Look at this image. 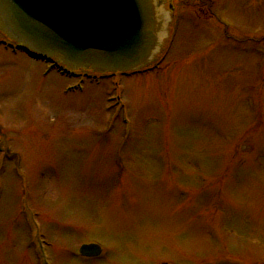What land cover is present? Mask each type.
Here are the masks:
<instances>
[{"label":"rangeland","instance_id":"1","mask_svg":"<svg viewBox=\"0 0 264 264\" xmlns=\"http://www.w3.org/2000/svg\"><path fill=\"white\" fill-rule=\"evenodd\" d=\"M165 7L145 73L0 42V264H264V0Z\"/></svg>","mask_w":264,"mask_h":264},{"label":"water","instance_id":"2","mask_svg":"<svg viewBox=\"0 0 264 264\" xmlns=\"http://www.w3.org/2000/svg\"><path fill=\"white\" fill-rule=\"evenodd\" d=\"M167 0H0V32L70 69L126 73L153 63L162 48ZM171 8V6H169ZM168 14V12H167ZM83 245L82 257H97Z\"/></svg>","mask_w":264,"mask_h":264},{"label":"bare ground","instance_id":"3","mask_svg":"<svg viewBox=\"0 0 264 264\" xmlns=\"http://www.w3.org/2000/svg\"><path fill=\"white\" fill-rule=\"evenodd\" d=\"M162 15L164 16L165 19L168 18L167 12H163Z\"/></svg>","mask_w":264,"mask_h":264}]
</instances>
